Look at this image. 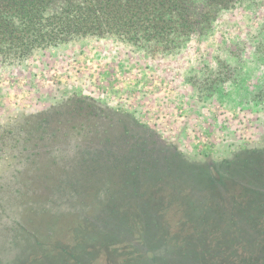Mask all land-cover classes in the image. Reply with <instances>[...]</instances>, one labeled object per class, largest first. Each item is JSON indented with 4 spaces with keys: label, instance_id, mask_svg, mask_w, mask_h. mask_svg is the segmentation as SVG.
I'll return each mask as SVG.
<instances>
[{
    "label": "rangeland",
    "instance_id": "rangeland-1",
    "mask_svg": "<svg viewBox=\"0 0 264 264\" xmlns=\"http://www.w3.org/2000/svg\"><path fill=\"white\" fill-rule=\"evenodd\" d=\"M187 1L183 4L198 20L190 34L172 33L149 42L88 35L37 48L20 64L0 57V181L6 182L17 170L21 158L16 159L10 149V136L2 138V134L21 118L72 94L130 112L197 162L222 159L243 146L261 144L264 105H248L245 97L264 84V0ZM48 162L52 163L48 156L40 161L43 172L53 168ZM27 167L22 181L33 182L41 190L55 177L53 173L42 177L36 168ZM31 194L13 199L26 205L15 214L20 223L12 220L15 234L21 236L9 252L2 253L7 255L0 264H135L148 255L145 252L157 253L168 245L148 244V227L140 222L155 221V235L173 234L175 245L194 230L188 214L175 205L141 214L136 222L132 204L125 199L102 210L97 200L84 207L58 208L51 198L52 213L34 214L35 209L30 211L27 205L38 196ZM8 215L12 217V211ZM24 230L28 237H23ZM98 235L107 242L98 244ZM138 248L145 252L132 260ZM209 256L212 263L231 258L221 250ZM174 259L181 264L197 261L188 253Z\"/></svg>",
    "mask_w": 264,
    "mask_h": 264
},
{
    "label": "trees",
    "instance_id": "trees-1",
    "mask_svg": "<svg viewBox=\"0 0 264 264\" xmlns=\"http://www.w3.org/2000/svg\"><path fill=\"white\" fill-rule=\"evenodd\" d=\"M183 3L188 1L0 0V57L9 64H20L37 48L88 35L111 34L149 42L172 33L190 34L198 20ZM170 21L175 25H169ZM245 99L248 105H264V84ZM6 135L15 158H21L17 170L6 182L0 181V261L7 255L2 253L20 241L12 220L20 223L15 214L26 205L13 199L33 193L38 198H32L27 208L35 209L34 214L52 213L51 198L57 200L58 208L84 207L97 200L102 210L125 199L132 204L136 222L141 214L173 205L188 214L194 230L189 237H181L178 245L173 234L155 235V221L140 222L148 227V244L168 245L157 253L136 249L132 260L144 252L148 255L135 264H181L174 259L179 253L197 259L189 264H264V141L243 146L222 159L197 162L130 112L76 94L21 118L2 138ZM47 156L53 168L43 172L40 161ZM29 165L42 177L53 173L56 178L42 190L22 181L21 174ZM116 217L111 219L119 225ZM195 230L199 232L196 236ZM24 236L28 237L26 231ZM97 240L98 244L107 242L103 235ZM216 248L231 258L210 262L209 255L219 251Z\"/></svg>",
    "mask_w": 264,
    "mask_h": 264
}]
</instances>
